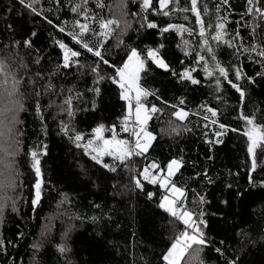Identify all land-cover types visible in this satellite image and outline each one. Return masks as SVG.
I'll list each match as a JSON object with an SVG mask.
<instances>
[{
  "label": "trees",
  "instance_id": "16d2710c",
  "mask_svg": "<svg viewBox=\"0 0 264 264\" xmlns=\"http://www.w3.org/2000/svg\"><path fill=\"white\" fill-rule=\"evenodd\" d=\"M103 3L101 9L96 0H88L86 5L83 0H39L36 7L42 14L38 15L19 0H0V62L5 68L0 72V110L6 106V94L14 80L19 88L14 99L22 105L16 113V152L5 159L0 151V172L9 164L13 185H0V204L4 206L0 264H165L162 256L184 231V225L159 207L165 189L143 179L139 189L134 178L152 162L164 169L173 159L181 160L182 167L172 181L186 190L187 208L202 212L206 222L207 244L198 258L193 259L190 250L185 260L189 264H264V158L258 159L253 171L249 142L243 135L245 122L240 118L243 112L264 124V75H259L264 73V62H258L262 58L256 53L237 52L211 40L217 17H226V38L241 49L252 44L264 46V21L247 12V0H228L227 4L200 0L205 38L217 61L230 69L234 81L232 68H240L245 75L237 81L246 93L241 100L226 81L222 80L218 90L215 77H208L197 63L198 54L206 59L210 54L202 46L195 16L180 10L190 7V0L169 5L168 16L160 11L158 0L147 10L142 0ZM76 5L89 11L96 33L100 28L92 16L119 21L101 49L109 65L68 35L75 20L85 22L82 15L71 11ZM205 6L207 12L203 11ZM149 22L157 27H147ZM208 24L212 27L207 28ZM169 25H184L192 31L171 28L165 32ZM58 26L65 31L60 32ZM85 39L96 45L101 38L89 33ZM27 40H31V47L24 44ZM57 41L82 52L77 58L79 65L63 67V50ZM133 48L145 60L140 83L155 93L147 103L161 111L148 123L156 139L144 156L134 157L128 167L112 157L103 158L104 163L117 168L112 172L77 148L70 138L73 132L65 133L63 126L68 124L74 132L83 133L82 143L101 124L106 129L116 125L119 138L131 139L130 133L120 131L126 102L120 98L118 85L108 77L115 74L110 65L122 66ZM150 48L159 49L170 71L148 58ZM96 65L99 75L105 77L98 84L97 74L91 71ZM192 68L199 84L181 79L184 69ZM5 78L7 84L3 83ZM97 87L98 95L93 91ZM69 96L75 113L72 117L64 110ZM208 107L218 112L215 125L203 118L210 115L205 110ZM180 108L190 113L184 121L172 115ZM219 124L229 130L216 137L214 133L222 131ZM104 135L110 137L111 132L106 130ZM217 139L221 142L216 143ZM32 150L41 153L43 179L41 199L35 206L31 203L37 180L31 167ZM148 193H154L152 198ZM61 246L67 251L61 252Z\"/></svg>",
  "mask_w": 264,
  "mask_h": 264
},
{
  "label": "snow or ice",
  "instance_id": "6c2138e0",
  "mask_svg": "<svg viewBox=\"0 0 264 264\" xmlns=\"http://www.w3.org/2000/svg\"><path fill=\"white\" fill-rule=\"evenodd\" d=\"M88 0H83V4L86 5ZM19 3L30 9L31 12L35 14H42L38 11L36 5L39 3V0H19ZM159 9L162 11V14L168 16L170 14L169 5L175 3L179 4V0H158ZM223 3L227 4L228 0H223ZM248 8L247 12L258 16L261 21H264V0H247ZM97 8H104L105 5L103 0H96ZM142 6L145 10L153 8V0H142ZM183 12H191L195 18L196 23L200 25L199 36L203 38L202 46L206 49L207 53L210 56L206 59L205 55L198 54L197 63L201 64L205 74L208 77H215V86L219 90L222 86V80L226 81L236 92L239 93L240 99L245 98V90L237 83L245 78L244 73L238 67L231 69L232 73L235 76V81L230 78V69L223 66L217 61L215 50L210 46L209 39L206 37V26L204 19L202 17V10L200 7V0H190V7L180 8ZM71 11L74 13H79L84 17L85 22L80 20H75L73 23V31L69 32L68 35L71 37L77 45H80L84 50L89 53H92L95 57L99 58V61L105 65H109V60L105 59L102 54L101 49L104 47L103 41L107 40L111 36L115 28L114 26H119V21L116 19H103L97 16H92L91 19L99 24L100 31L96 33L90 25V14L86 8L81 7V5H76L71 8ZM204 12H207V7L203 8ZM217 11L219 12V6H217ZM187 19V17H185ZM47 19V18H46ZM218 22L215 25L214 35L211 36V40L217 42V44H224L230 48H236L237 52L243 51L246 53H256V55L262 58L261 61L264 62V46L258 44H252L248 47H243L234 44L232 39L226 38L227 33V18L226 17H217ZM52 23L51 20L48 21ZM258 26V25H257ZM253 31L255 32V27ZM60 32H64L65 28L63 26H58ZM149 28H155L157 25L155 23L149 22L147 24ZM212 25L208 24L207 28H211ZM171 28H177V30H183L184 32L191 33V29L186 28L184 25L176 26L169 25L164 29L165 32L169 31ZM78 29V31H76ZM93 33L94 35L99 36L101 39L97 41L96 45L90 44V42L85 39L89 34ZM35 35V33H33ZM236 36H239V33H236ZM60 49L63 50V67L69 68L73 64L79 65V58L82 55V52L75 50L73 47H70L67 43L63 41L56 42ZM24 44L27 47H31V40L24 41ZM162 47V46H161ZM148 58L156 64L159 68H162L166 71H170L169 64L161 56L159 49H148L147 50ZM209 60L211 63H209ZM39 63V60H37ZM114 68L115 74L111 77H108L114 84L118 85L120 92V98L126 102V113L121 117L120 131L130 133L131 139H122L119 138V133L117 132V126L112 125L110 128L106 129L103 124L97 126L93 129L92 137L87 139L86 142L82 143L85 140L84 134L79 132H74L68 124L63 126V131L68 133L73 132V135L70 137L75 143L77 148H82L84 152L91 156V159L98 164H101L104 168L109 169L112 172H115L117 168L111 166L107 163H104L103 158L105 156L112 157L115 161H118L120 165L128 167V164L132 162L134 157L144 156L148 152L149 148L152 146V142L156 139V136L153 132L148 130V123L153 117L161 111L157 108L156 105L149 106L147 103V98L149 96L155 95L154 92L149 91L147 88H144L141 81V72L145 70V60L141 57L140 52L137 49L133 48L127 54V59L123 62L122 66L110 65ZM5 68L3 62H0V72H4ZM93 73L97 74L96 83L104 80L105 77L99 75V65L91 68ZM196 69H184L180 74L181 79L188 80L192 84H199L200 80L196 79L193 76V72ZM259 75H264L260 73ZM251 82H255L251 77H248ZM7 78L4 79L3 83L7 84ZM93 91L98 95L99 88L93 89ZM18 82L13 81L12 90L7 91V99L5 101L6 106L0 110V151L4 153V158L7 159L11 157L16 152V144L19 143L18 139H15L16 132L19 129L16 128L17 123L19 122L16 118V113L22 108L19 100L14 99L18 94ZM183 103V101H181ZM66 108L64 109L69 117L74 116V111L72 109V97L69 96L65 100ZM39 107V106H38ZM175 107V106H174ZM210 115H205L203 118L205 120H210V124H217L218 112L216 109L208 107L205 109ZM172 115L178 118L180 121L186 120L190 115L189 112L185 111L183 108H180L172 113ZM211 117V119H210ZM240 118L244 120L246 130L243 132V135L247 137L248 140V152L252 156V170L255 171L259 158H264V124L257 123L255 115H247L243 112L240 114ZM208 127V125H205ZM219 129L214 133L216 137L223 136L226 131L229 130L228 126L225 124H219ZM110 131L111 136L105 137V131ZM231 131H238V129H230ZM9 138H12L11 143ZM211 142V141H209ZM219 139L216 140V143H220ZM43 154H46L44 152ZM32 164L31 167L34 169L37 180L34 184L35 196L32 199L31 203L35 206L40 202L41 199V188L43 184L42 173H41V160L40 155L36 150H32L29 153ZM5 171L0 172V185L4 187H11L12 185V173L10 170V165L5 164ZM182 167V161L173 159L167 165L166 175H160L163 172V169H160V166L155 162H152L150 165L145 166L143 171L140 173L143 180L148 181L152 184H159V186L165 189L169 194L164 195L161 198L159 207L165 212L169 213L173 218L179 220L184 225V231H181L175 240L171 243L167 252L162 256L165 264H181L182 260H185V255L187 253L194 254L193 259L198 258L200 252L203 250V246L207 244V239L203 228L206 227V222L203 220V213H194L189 210L185 204L186 199V190L182 187H178L176 183L172 181V177L179 171ZM135 186L139 189L143 188V184L140 178H134ZM154 193H148L149 198H152ZM200 201L203 202V197H200ZM3 204H0V222H2L3 217ZM2 243V241H0ZM61 252H66L67 249L63 246L59 249ZM217 252L220 249H216ZM185 264H189V261L185 260Z\"/></svg>",
  "mask_w": 264,
  "mask_h": 264
},
{
  "label": "rangeland",
  "instance_id": "374dc122",
  "mask_svg": "<svg viewBox=\"0 0 264 264\" xmlns=\"http://www.w3.org/2000/svg\"><path fill=\"white\" fill-rule=\"evenodd\" d=\"M184 110H185V109H184ZM185 111H186V110H185ZM123 139H124V138H123ZM177 160H178V159H177ZM167 165H168V164H167ZM160 169H162V168H160ZM166 173H167V166H165V168L163 169V172L160 173V175H166ZM176 173H177V172H176ZM174 176H175V175H174ZM174 176H173V177H174ZM173 177H172L171 179H173ZM177 186H178V185H177ZM178 187H180V186H178ZM165 191H166V190H165ZM168 194H169V193H168L167 191L164 193V195H168ZM164 195H163V196H164ZM163 196H162V197H163ZM162 197H161V198H162ZM160 201H161V200H160Z\"/></svg>",
  "mask_w": 264,
  "mask_h": 264
},
{
  "label": "built area",
  "instance_id": "2783aa9c",
  "mask_svg": "<svg viewBox=\"0 0 264 264\" xmlns=\"http://www.w3.org/2000/svg\"><path fill=\"white\" fill-rule=\"evenodd\" d=\"M137 178V177H136ZM138 178H140L141 180L143 179L142 176H139Z\"/></svg>",
  "mask_w": 264,
  "mask_h": 264
}]
</instances>
